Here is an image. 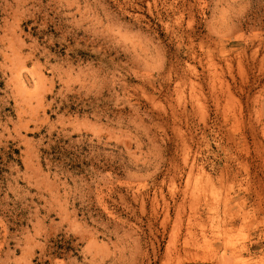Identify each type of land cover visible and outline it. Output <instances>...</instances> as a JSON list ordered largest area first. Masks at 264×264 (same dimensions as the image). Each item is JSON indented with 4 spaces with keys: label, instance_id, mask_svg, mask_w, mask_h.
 Segmentation results:
<instances>
[{
    "label": "rangeland",
    "instance_id": "1",
    "mask_svg": "<svg viewBox=\"0 0 264 264\" xmlns=\"http://www.w3.org/2000/svg\"><path fill=\"white\" fill-rule=\"evenodd\" d=\"M0 264H264V0H0Z\"/></svg>",
    "mask_w": 264,
    "mask_h": 264
}]
</instances>
